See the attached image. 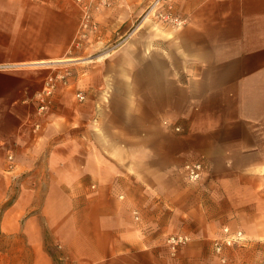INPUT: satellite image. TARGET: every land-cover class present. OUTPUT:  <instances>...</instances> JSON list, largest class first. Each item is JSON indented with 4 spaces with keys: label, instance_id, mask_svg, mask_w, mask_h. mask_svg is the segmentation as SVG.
Wrapping results in <instances>:
<instances>
[{
    "label": "crops",
    "instance_id": "1",
    "mask_svg": "<svg viewBox=\"0 0 264 264\" xmlns=\"http://www.w3.org/2000/svg\"><path fill=\"white\" fill-rule=\"evenodd\" d=\"M112 1L76 45L75 0H0V264H254L264 0ZM153 5L183 23L132 29ZM224 228L245 248L215 254Z\"/></svg>",
    "mask_w": 264,
    "mask_h": 264
},
{
    "label": "built area",
    "instance_id": "2",
    "mask_svg": "<svg viewBox=\"0 0 264 264\" xmlns=\"http://www.w3.org/2000/svg\"><path fill=\"white\" fill-rule=\"evenodd\" d=\"M75 2L80 6L82 11V21L80 26V31L78 34V39L76 45H79L80 41H84L88 39L90 34H93L97 30V24L94 19V14L97 11L108 9L112 6V0H75ZM154 6H151L148 13L144 18L149 17L152 13L155 17V20L158 24L177 27L180 26L183 21L179 19L177 16H174L171 11H163L157 12L154 10ZM54 90L53 80H48L42 95L39 98V107L38 110L40 112H46L50 106V97ZM77 100L82 102L84 100V96L80 93L77 94ZM176 131H179L176 128ZM8 160L12 161V156L8 157ZM186 179L189 182H196L200 179L203 167L200 163H191L186 164L184 167ZM137 220V217H135ZM223 237L213 240V249L217 254H220L225 247L233 246V245H241L244 242V236L241 232H235L233 234L227 228L223 229ZM189 242V238L187 236L175 235L169 236L165 240V244L171 254L177 253V251L185 246Z\"/></svg>",
    "mask_w": 264,
    "mask_h": 264
},
{
    "label": "rangeland",
    "instance_id": "3",
    "mask_svg": "<svg viewBox=\"0 0 264 264\" xmlns=\"http://www.w3.org/2000/svg\"><path fill=\"white\" fill-rule=\"evenodd\" d=\"M151 8V7H150ZM149 8V9H150ZM109 9V8H108ZM149 9L142 15V16H140L139 18H137L136 19V21L137 22H134V26H133V28L132 29H134L143 19H144V17H145V15L148 13V11H149ZM104 10H107V9H104ZM104 10H100V11H97V12H95V14L96 13H98V12H101V11H104ZM150 20H151V18L152 19H154V21L156 22V20H155V17L153 16V14L151 13L150 15H149V17H148ZM92 34H90L89 36H88V38L91 36ZM102 53H105V50H103V52ZM88 60H89V58H87ZM243 244H244V242H243ZM243 244H241V245H233V246H229V247H225V248H245L244 246H243ZM224 248V249H225ZM259 250V253H254V252H252L251 254H249V256L248 257H250V259L252 260V262L254 263V264H264V247H259L258 248ZM223 251V250H222ZM215 252V251H214ZM222 253V252H221ZM220 253V254H221ZM215 254H217L216 252H215ZM220 254H217V255H220ZM253 254H254V258H253Z\"/></svg>",
    "mask_w": 264,
    "mask_h": 264
}]
</instances>
